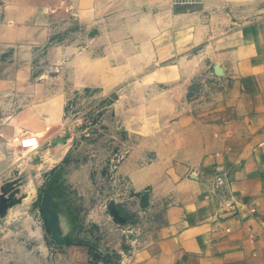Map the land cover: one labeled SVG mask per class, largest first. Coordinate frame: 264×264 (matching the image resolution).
<instances>
[{
    "label": "rangeland",
    "instance_id": "374dc122",
    "mask_svg": "<svg viewBox=\"0 0 264 264\" xmlns=\"http://www.w3.org/2000/svg\"><path fill=\"white\" fill-rule=\"evenodd\" d=\"M254 2L241 22L235 10L177 15L142 0H99V14L55 16L37 66L64 89L65 111L50 138L21 142L20 165L0 183V264L121 262L160 209L147 189L134 193L129 163L145 164L146 141L170 108L204 101L221 87L220 55L239 31L234 26L264 20ZM177 16H185L177 25L200 24V45L185 57L194 61L187 76L171 82L160 72L185 62V50L174 42L176 30L160 26ZM72 77L82 85L73 87ZM180 88L185 96H172Z\"/></svg>",
    "mask_w": 264,
    "mask_h": 264
},
{
    "label": "crops",
    "instance_id": "0c3cea01",
    "mask_svg": "<svg viewBox=\"0 0 264 264\" xmlns=\"http://www.w3.org/2000/svg\"><path fill=\"white\" fill-rule=\"evenodd\" d=\"M156 1L142 0L177 15L235 10L239 22L249 6V0ZM254 3L264 7L262 0ZM65 10L96 15L99 0H0V183L20 165L21 142L47 140L62 121L64 89L55 88L54 77L37 65L51 43L55 16ZM184 17L160 26L176 30L174 42L185 50L179 56L185 62L160 72L171 82L187 76L194 61L185 57L200 45V24L177 25ZM234 28L239 31L220 55L221 87L204 101L170 108L166 124L146 141L145 164L129 163L134 193L147 189L160 209L124 248L121 262L79 264H264V20ZM78 63L83 72L85 64ZM71 82L82 85L75 77ZM172 96L182 99L185 90ZM219 171L229 181L223 195L212 192Z\"/></svg>",
    "mask_w": 264,
    "mask_h": 264
},
{
    "label": "built area",
    "instance_id": "2783aa9c",
    "mask_svg": "<svg viewBox=\"0 0 264 264\" xmlns=\"http://www.w3.org/2000/svg\"><path fill=\"white\" fill-rule=\"evenodd\" d=\"M228 183L227 174L222 171L217 172L211 184L212 192L214 194L220 193V195H223V192L227 191ZM229 207L233 208V205L230 204Z\"/></svg>",
    "mask_w": 264,
    "mask_h": 264
},
{
    "label": "bare ground",
    "instance_id": "6f19581e",
    "mask_svg": "<svg viewBox=\"0 0 264 264\" xmlns=\"http://www.w3.org/2000/svg\"><path fill=\"white\" fill-rule=\"evenodd\" d=\"M25 141H31V142H33L34 140H33V138H29V139H25ZM23 143L25 144L24 141H23Z\"/></svg>",
    "mask_w": 264,
    "mask_h": 264
}]
</instances>
